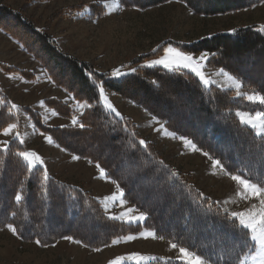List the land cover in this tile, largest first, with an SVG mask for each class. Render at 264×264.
Returning a JSON list of instances; mask_svg holds the SVG:
<instances>
[{"label": "trees", "instance_id": "obj_1", "mask_svg": "<svg viewBox=\"0 0 264 264\" xmlns=\"http://www.w3.org/2000/svg\"><path fill=\"white\" fill-rule=\"evenodd\" d=\"M178 1L192 12L201 9L202 13L213 14L227 12L228 4L234 0ZM163 2L167 0H120L119 4L142 10ZM90 9L97 15L103 11L101 6L93 5ZM260 28L245 27L174 47L191 54L207 52V67L223 68L243 82L244 90L263 94L264 72L256 68L259 62L256 59L264 54V31ZM0 31L39 63L50 82L75 101L89 105L78 117V125L71 127L44 125L39 113L23 106L21 109L35 128L49 135L57 147L100 163L110 174L109 179L124 190L126 202L146 213L141 224L110 218L86 189L52 176L43 180L41 166L28 171L26 162L16 155L22 151V145L14 139L7 149L0 147V229L11 223L22 241L40 240V245H51L71 236L96 249L145 227L165 236L164 240L174 238L190 247L203 255L208 264H238L237 257L243 255L245 242L238 221L234 223L230 213L209 197L203 195L206 199H201L188 176L162 161L152 143L141 146L136 125L104 106L96 85L102 83L105 91L132 101L160 119L171 132L192 139L202 151L221 160L229 171L242 169L253 182H264V137L241 124L236 111L256 112L264 110V106L234 97L231 90L204 85L192 72L183 69L141 65L118 77L97 72L89 62L68 55L45 31L37 30L3 5H0ZM20 73L27 79L33 78L24 70ZM0 98L9 102L1 90ZM44 103L60 117L72 115V108L60 100L48 98ZM16 120L10 103L0 104V130ZM17 192L23 197L19 202L15 200ZM173 264L181 262L173 260Z\"/></svg>", "mask_w": 264, "mask_h": 264}, {"label": "rangeland", "instance_id": "obj_2", "mask_svg": "<svg viewBox=\"0 0 264 264\" xmlns=\"http://www.w3.org/2000/svg\"><path fill=\"white\" fill-rule=\"evenodd\" d=\"M248 1L251 0L231 1L227 12L213 14L202 13L201 9L192 12L178 0H167L142 10L122 7L120 4L116 8L115 0H0V5L20 14L37 30L45 31L62 51L77 60L89 62L93 70L112 74L113 70L118 69L127 74L141 65L167 69L162 65L149 66L146 62L164 56V49L169 45L174 47V44H190L210 35L231 33L245 27L264 26V2ZM93 5L101 6L102 13L92 14L90 8H93ZM108 8L116 10L108 11ZM201 53L207 52L192 55L199 57ZM144 55L147 57L142 59ZM139 59H142L141 63L137 62ZM256 60L259 61L256 68L264 72V54ZM203 65L202 71L206 78L212 81L209 85L231 90V95L238 97L234 88L224 86L228 82L219 74L221 68L207 67L205 61ZM7 67L18 71H5L4 68ZM178 69L191 72L182 67ZM20 70L29 72L33 78L23 77ZM0 90L8 98L10 105L18 106L17 109H12L17 116V120L13 122L17 125L13 136L0 134V141L10 142L16 139L22 145V151L37 152L44 161L41 167L47 169L49 176L86 189L100 202L102 210L110 218L118 216L127 208L134 209L127 202L120 205L111 200L106 201L104 198L116 191L113 181L98 178L95 163H89V160L81 157L73 160L74 154L57 147L54 142L49 144L45 139V136L49 135L35 128L32 120L21 109L23 106L39 113L44 125L71 127L78 125V117L89 105L75 101L70 94L50 82L39 63L2 31ZM241 91L252 93L243 88ZM105 93L116 112L130 118L136 125L141 139L152 143L162 161L188 176L189 181L200 193L215 201L228 213L245 210L251 203H256L254 199L245 201L238 198L235 195L236 183L218 168L213 169L211 160L202 155V152H194L179 139L165 135L162 130L158 131L161 125H164L160 119L152 117L126 98L107 90ZM48 98H55L67 104L72 108V115L69 118L58 116L53 109L45 105L44 100ZM85 104L87 106H82ZM16 132L20 135L13 138ZM136 210L133 215L141 212ZM143 229L145 227H140L139 231ZM73 241L62 237L45 247L36 241H22L3 227L0 229V264H108L116 256L134 252L173 259L178 255V249H170L167 240L140 238L130 242L122 241L116 245L110 244L111 246L99 248L100 251H93V248ZM249 264L252 262L249 261Z\"/></svg>", "mask_w": 264, "mask_h": 264}, {"label": "snow or ice", "instance_id": "obj_3", "mask_svg": "<svg viewBox=\"0 0 264 264\" xmlns=\"http://www.w3.org/2000/svg\"><path fill=\"white\" fill-rule=\"evenodd\" d=\"M264 2V0H262ZM116 8L119 7L120 0H115ZM255 6V5H253ZM107 7V5H105ZM116 8H108V11H115ZM107 14V12H106ZM260 31H264V26H261ZM155 51V50H153ZM208 57V53H201L199 57H195L190 53H186L181 51L177 47H172L169 45L164 49V56L147 61V65H162L167 69H178V68H186L189 69L192 73L197 76L200 81L204 85H208L212 83L208 78H206L203 68V61H205ZM134 71V70H133ZM219 74L224 76L227 80V84L225 87L234 88L236 90V95L240 96L251 103H258L259 105L264 106V94H260L259 92H244L241 91L243 88V82L236 76L226 72L223 68L219 70ZM113 76H122L124 73H121L118 69L113 70ZM11 78V74H9ZM98 89L99 99L103 101L104 105L113 112H116L113 105L109 102L108 97L105 93L104 85L98 84L96 85ZM10 103L0 98V104ZM43 104V101H41ZM82 106H87L82 105ZM17 105L11 104V109H17ZM55 114V113H53ZM116 115H120L116 112ZM236 116L239 118L240 123L243 125H247L250 127L257 136L264 137V110L256 111L254 114L250 112L236 111ZM73 122L75 123V118H73ZM83 126V125H81ZM17 128L15 123H8L6 127H3L0 130V134L4 136H13V130ZM164 132L165 135L172 137L173 139H179L186 147H189L194 152H202V155L208 157L211 160V164L213 169H219L222 173L229 176L232 181H234L237 185V191L235 195L243 199L245 201L255 200L256 203H251L249 208L241 211H232L230 213V217L233 222L238 221V225L240 229L243 230V235L245 238L244 245L241 249L243 255H238L237 260L238 264H249V261L252 264H264V182H253L249 175H246L244 171L238 170L237 172H231L227 169V167L222 163L221 160L213 158L209 152L202 151L200 147L197 146L196 143L193 142L192 139L187 138L185 136L177 137L175 132L168 131L164 125H161L160 129ZM19 132L14 134L13 138L19 137ZM46 141L51 144L53 143V139L50 136H45ZM23 143V141H21ZM141 146H147V142L143 139L139 141ZM0 145L3 146L4 149L9 147V141L4 140L0 141ZM24 162H26L28 171H32L37 169L38 166L44 164L42 157L35 151H20L16 153ZM80 157L73 156V160H77ZM92 163V161H89ZM96 168L98 169L100 179H109L110 174L106 171L104 167L100 165V163H96ZM175 175V173H173ZM49 174L47 169H43L42 179L48 180ZM116 186V191H114L110 196L105 197L106 201L111 200L114 204L124 205L126 204V200L124 199V190L120 188V185L113 181ZM201 199H206L202 193L198 194ZM22 194L20 192L16 193L15 200L21 201ZM137 211L133 208H127L125 211L119 213L118 216H112L113 219H121L129 224H139L145 221L146 213L138 212V214L133 215L132 213ZM13 235H17V228L9 223L5 226ZM166 239L165 236L159 235L155 230L145 228L139 231L136 234H128L122 237H117L112 239L111 245H116L123 242H130L136 239ZM65 240L73 241V237L65 236L63 237ZM74 243L81 244V241L75 240ZM37 244H41L40 240L36 241ZM111 245H106L111 246ZM47 247V245H43ZM87 247V245H82ZM169 248L170 249H178V255L175 257L176 260H179L181 264H208V260L201 254L194 252L188 246H184L179 241H176L174 238L169 240ZM250 249L248 252H244L243 249ZM93 251H100L99 248L93 249ZM148 261H165L166 264H173V258L171 257H159L155 255H146L141 253H130L125 255L116 256L114 259L110 260L108 264H146Z\"/></svg>", "mask_w": 264, "mask_h": 264}, {"label": "crops", "instance_id": "obj_4", "mask_svg": "<svg viewBox=\"0 0 264 264\" xmlns=\"http://www.w3.org/2000/svg\"><path fill=\"white\" fill-rule=\"evenodd\" d=\"M194 74V73H193ZM110 92V91H109ZM113 93V92H112ZM243 112H246V111H243ZM254 114V113H253ZM125 236V235H124ZM173 260H176V259H173Z\"/></svg>", "mask_w": 264, "mask_h": 264}]
</instances>
